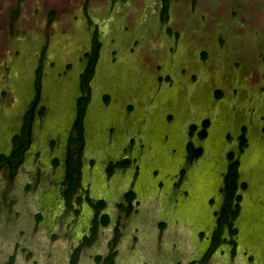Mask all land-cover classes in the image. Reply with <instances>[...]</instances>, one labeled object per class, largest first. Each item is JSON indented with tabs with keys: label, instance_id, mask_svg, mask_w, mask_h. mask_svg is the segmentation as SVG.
Masks as SVG:
<instances>
[{
	"label": "rangeland",
	"instance_id": "rangeland-1",
	"mask_svg": "<svg viewBox=\"0 0 264 264\" xmlns=\"http://www.w3.org/2000/svg\"><path fill=\"white\" fill-rule=\"evenodd\" d=\"M23 144L14 176L0 168L12 237L36 232L41 212V238L55 231L68 254L94 215L64 196L80 166L76 195L105 198L111 213L100 241L120 228L130 252L142 233L171 260L264 264V0H0V154ZM233 151L238 186L224 208ZM133 188L142 203L120 208ZM30 197L39 208L7 207ZM43 243H31L36 257Z\"/></svg>",
	"mask_w": 264,
	"mask_h": 264
},
{
	"label": "flooded vegetation",
	"instance_id": "flooded-vegetation-1",
	"mask_svg": "<svg viewBox=\"0 0 264 264\" xmlns=\"http://www.w3.org/2000/svg\"><path fill=\"white\" fill-rule=\"evenodd\" d=\"M17 149H19V147L14 148L9 153H2L5 154V156L2 158L0 154V168L7 167L11 177L14 176L16 170H18L19 166L23 163L25 158V146L22 147V158L20 159L13 156ZM79 167L78 171H76L74 168L75 172L71 174V177L67 180L68 183L65 186L66 189L64 190V196L66 200L70 199L68 201H70L71 203L75 198H77V205H79L81 201L84 202L85 200L90 203V205H87V208H92L94 215L92 218H90L92 220L88 219L89 231L83 233L77 240H72L68 244V254L64 255V253L61 251L62 248L54 245V242L58 237L55 231H49L48 233L46 232V239L41 238L43 232L41 227L39 228V224L41 219H43L44 217L43 213L34 212L33 214L35 215L34 223L36 224V232H31V234H28L25 227L22 226L19 230L16 231V234L18 236V238H16L12 237L11 234H7L5 232V226H3V224L4 222L8 221L9 218H4L3 213L0 212V264H200L196 259L183 260L177 258L178 260L175 261V259H169L171 257H162L163 255H157V252H162L163 250V242L159 244V249L156 247L155 243V245L153 246V251L149 253L147 251L150 250L149 247L142 243V233L140 235H135V238L132 241L135 243V246L138 247L134 251L132 250L133 252H130L128 248L125 249L124 247L120 246V242H122L123 240V232L120 228L115 229V231L109 236L107 243L100 241L101 233L103 232L104 234V232L108 230L107 228L110 225L112 219L111 213L107 211V201L105 198L100 196H95L96 198H92L90 195H88V192L86 196H84L83 194L80 196L76 195L81 178ZM25 185L26 190H28L27 192H30V190H32L34 187V183L30 182H26ZM131 193L134 194L132 198H130ZM137 197L139 196L136 194L135 188L128 190L124 197V201L121 202L119 207L128 210H130L131 208H136L139 204L142 203L140 199L139 203L135 201ZM30 198L31 199L27 201H25L24 199V204H16L20 201L19 198H12V200L10 198H7V200H11L10 204H8L7 207L39 208L37 204L31 205L29 202L32 200L33 202H35V197ZM101 201L103 202V204L99 205ZM0 208H4L3 205H1V202ZM71 208L80 207L72 205ZM19 215L20 212L16 213V216ZM90 216L91 214H89V217ZM34 240H40L44 242L43 246L46 250L43 254H41V258L36 257L38 256L36 253L39 252H37L31 246V243Z\"/></svg>",
	"mask_w": 264,
	"mask_h": 264
},
{
	"label": "trees",
	"instance_id": "trees-1",
	"mask_svg": "<svg viewBox=\"0 0 264 264\" xmlns=\"http://www.w3.org/2000/svg\"><path fill=\"white\" fill-rule=\"evenodd\" d=\"M90 58H91V64L87 68L86 74L84 75L86 83L89 81V79L91 78V76L93 74V64H94V62L96 60V55H92ZM221 94H222V92L218 91V95L220 96ZM109 98H110V96L107 95L106 99L108 100ZM87 101H88V96H87L86 92L80 94L79 107H80V112H81V118L76 122V128H78L79 130H81L82 126H83L82 116L84 115V113L86 111L85 106H86ZM34 105H35V103H34ZM44 110H45V108L42 107L41 108V112H44ZM32 114H33V110H31L26 116V122H25V126H24L25 131L29 130ZM209 123H210L209 120L205 121L204 127L201 129V135L202 136H206L207 135V126L209 125ZM193 128L195 129L196 126L194 125ZM245 130H247L246 126H244V131L240 135L241 149L245 148V146H246V144L248 142L247 136L244 133ZM20 140H21L20 135H17L16 136V141L19 142ZM73 141H78V140L74 139ZM25 145L23 144L21 146L24 147ZM22 147H19V149H17V151L13 155L14 157H17L19 159L22 158ZM189 150L191 151L192 154L200 155L202 153V151H203V148L196 147L193 143H191L190 146H189ZM4 156H5V154H1V158L4 157ZM129 162H130L129 159H126L125 161H123L124 164H127ZM238 164H239V161L236 160L235 152L233 151L230 154V170H231V173L229 175H227V179H226L227 189H228V192L230 194V199L232 200V202L227 203L224 208H234L233 206H234V203H235L234 201H235V198H236L235 189L237 188L238 183L233 178H235V176H236V172L234 170H235V167H237ZM133 195L134 194L131 193L130 194V198H132ZM238 198H239V196H238ZM102 204H103V202L101 201L99 203V205H102ZM228 211H229V209L228 210L226 209L223 212H224L225 215H228Z\"/></svg>",
	"mask_w": 264,
	"mask_h": 264
}]
</instances>
